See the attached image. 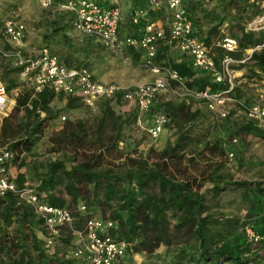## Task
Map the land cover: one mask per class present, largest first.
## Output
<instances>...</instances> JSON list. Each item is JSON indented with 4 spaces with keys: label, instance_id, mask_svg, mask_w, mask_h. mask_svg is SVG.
<instances>
[{
    "label": "trees",
    "instance_id": "16d2710c",
    "mask_svg": "<svg viewBox=\"0 0 264 264\" xmlns=\"http://www.w3.org/2000/svg\"><path fill=\"white\" fill-rule=\"evenodd\" d=\"M64 1L54 0L56 3ZM258 14H261L260 10L251 11L245 21L250 22ZM238 31L239 34L232 35L238 41V51L227 54L220 47H214L217 67L225 56L241 60L245 50L264 44V33H248L244 27H239ZM207 44L210 43L207 41ZM162 58L164 53L159 50L158 62L163 63ZM170 68L184 79L185 87L192 92L208 89L215 93L228 88L226 83H215L209 73L194 71L190 58L185 54ZM233 68L243 71L244 83H237L229 94L234 99L250 103L253 99L242 97L241 88L248 80L261 81L264 85V46L254 51L245 64ZM15 71L21 73V69ZM2 79L7 81L1 73ZM14 87L8 84L7 93L10 94ZM29 98V95H18L10 113L1 120L0 137L7 144V149L16 155L30 152L41 140L48 122L55 118L50 115L48 107L54 98L53 93L45 90L32 101ZM75 102L78 101L67 98L65 107L68 110L79 108ZM28 103L45 113V117L30 120L26 109L20 118L19 112ZM100 103L103 110L95 126L88 125L85 120L66 121L50 135L49 152L60 157L50 161L44 172L33 176L38 193L45 195L50 205L69 210L73 217V230L83 231L86 221L92 218V211H97L102 219L115 223L111 235L129 246L126 256L129 253L151 256L164 246L170 249L169 258L159 264H255L263 259L264 243L248 242L244 234V227L252 226L257 234L264 236L262 183L236 184L243 189L244 200L249 205L245 222L240 225L243 233L238 231L237 220L209 212L206 193L201 189L205 182L211 180V174L201 177L204 172H197V158L217 147L205 143L198 150L196 146L200 141L191 130H185L187 125L192 127L203 120L198 110L192 111L190 105L181 104L161 113L167 116L175 129V143L170 151L149 149L142 156L135 150L124 153L120 149L125 123L113 120L107 128L113 116L110 102L103 100ZM121 103L117 98L115 105ZM132 117L138 119L135 109ZM238 132L264 140V129L251 121L239 125ZM14 181L19 187L25 182L22 175H17ZM222 191L223 188L215 186L208 190V194L215 200ZM16 203L11 194L0 198V258H5L6 264H84L63 260L57 253L52 259H47L42 242L31 232L39 222L30 207ZM79 205L85 207L84 212L79 211ZM12 225H15L14 233L10 231ZM65 232L69 235L67 241H63L70 245L71 232L64 230L62 233ZM59 239H62V234L57 241Z\"/></svg>",
    "mask_w": 264,
    "mask_h": 264
},
{
    "label": "built area",
    "instance_id": "2783aa9c",
    "mask_svg": "<svg viewBox=\"0 0 264 264\" xmlns=\"http://www.w3.org/2000/svg\"><path fill=\"white\" fill-rule=\"evenodd\" d=\"M39 4L45 10L69 16L73 30L79 35L92 39L113 53L120 52L119 0H65L60 3L40 0ZM161 4L165 5L169 15L168 41L190 58L194 71L209 73L215 83H226L227 90L215 93L208 89L192 92L185 87L184 79L176 71L158 62V44L165 39V31L155 25L149 13ZM131 24L136 28L138 36L126 38L124 45L140 53L142 66L155 78L130 90H122L114 83L95 81L85 67H68L49 47L40 48L33 57L25 56L22 40L26 27L20 21H6L3 24L0 42L8 43L11 48L0 51V55L12 68L21 69L22 75L31 78L35 93L47 90L56 96L76 99L89 109L95 108L103 100L116 103L119 98L122 103L133 106L139 119V116L151 111L160 97L169 92L176 93L173 89H178L204 106L217 121H225L230 111H236L247 121L264 129V96L246 103L229 94L237 83L244 82L243 71L235 70L233 66L245 64L251 54L260 50L264 44L245 50L241 60L225 56L217 67L213 45L207 44L206 40L195 34L192 18L183 7V0H147L143 8L133 11ZM244 31L264 32V15L248 22ZM216 46L227 54L238 51L237 39L226 34L217 41ZM236 78L239 82H235ZM13 105L5 84L0 80V121L10 113ZM64 120L62 117V121ZM168 122L167 116L158 114L151 127L146 130L148 136L158 138ZM232 142L236 143V140ZM229 156L232 157V153ZM13 161L14 154L7 147L0 146V198L11 194L16 198V205L30 207L42 228L46 248L54 247L62 232L68 230L72 235V246L65 255L66 259L84 264H121L129 246L112 237L113 221L90 218L83 231L73 230V217L68 209L50 205L46 196L38 193L35 184L17 186L10 173ZM79 211L84 212L85 207L79 205ZM244 234L248 242L264 243V236L257 234L252 226L244 227ZM255 264H264V259Z\"/></svg>",
    "mask_w": 264,
    "mask_h": 264
},
{
    "label": "rangeland",
    "instance_id": "374dc122",
    "mask_svg": "<svg viewBox=\"0 0 264 264\" xmlns=\"http://www.w3.org/2000/svg\"><path fill=\"white\" fill-rule=\"evenodd\" d=\"M39 2L40 0H0V30L6 21H20L26 27V33L22 40V44L25 45L23 46L25 56L33 57L40 47L48 45L65 61L74 63L76 66L86 67L97 79L109 77L107 78L109 82L113 75L118 74L123 79L134 81L139 79L141 75L149 74L142 66L140 54L138 57L135 56L136 58L132 57L131 62L129 59L126 60L123 48H120L121 52L113 53L93 40L78 35L72 29L69 17H63L59 13L45 10L40 7ZM236 33L239 31L236 30ZM83 43H86L84 47L81 46ZM87 45L88 47L85 48ZM10 48L8 43L0 42V51H6ZM183 57L184 54L181 51L174 50L168 60L165 56L162 60L165 64L172 66ZM116 64H119L118 68L115 67ZM1 73L6 76L7 81L2 79L6 86L8 84L15 86L10 90L9 97L15 99L18 95H29L30 101L36 99L37 93L34 91V83L31 78L15 71L0 55V79ZM144 81L139 83H144ZM149 81L151 80L145 82ZM173 88L176 87L173 85ZM263 89V82L248 80L241 88V96L250 100L253 99L251 102H254L259 100L260 96H264ZM173 90L177 94L169 92L160 97L154 103L153 109L141 117L139 123L132 117L134 115L133 106L127 103L118 105L110 103L109 108L113 116L108 121L107 128L110 127L113 120L125 123L122 126L119 143V147L124 153H131L135 150L144 156L149 149L156 152L170 151L176 140L175 129L170 122L156 139L150 138L146 130L151 127L158 114L169 112L172 107L188 104L192 111L198 110L203 120H199L192 127L187 125L185 130H191L192 134L200 141L196 146L198 150H201L205 143H211L217 147L211 151H205L204 155L197 158V172H204L201 177H207L211 174V180L203 184L201 192L206 193L210 213L237 220L239 227L241 223L245 222L249 205L244 200L243 189H239L236 184L256 182L262 183L264 186V140L248 133L238 134L239 125L247 120L236 111H230L228 120L217 121L204 106L198 104L193 98L184 95L178 89ZM27 105L31 111L37 113L38 117L39 115L42 118L45 117V113L35 109L30 103ZM64 105H66V98L63 97L48 104L50 115H54L55 118L48 122L41 140L35 144L29 154L20 157V154L16 155L14 151H11L14 154L12 167L15 168V171L25 168L30 176H37V171L42 172L50 161L60 157L58 154L49 152L50 143L48 139L50 135L56 132L59 127L61 128L66 121L85 120L88 125L95 126L94 124L103 110V104L100 102L93 109L75 102L79 108L74 112L68 110ZM26 109L28 116L31 113L28 108H25L21 110L22 116L25 115ZM62 117L65 118L64 121H62ZM234 139L236 143L232 142ZM0 145H4L1 137ZM230 153H232V157L229 156ZM27 180L33 182L31 177H28ZM215 186L223 188V191L215 200H212L208 190ZM92 218L102 219L97 211H92ZM14 227L15 225L10 227V231L12 230L13 233ZM238 231L243 233L241 226ZM31 232L38 241L42 242V248L47 259H52L53 255L57 253L63 260H66L65 255L72 246V241L70 245L63 241L68 239V233H62V239L56 242L55 247L46 248L40 224H35ZM169 251L170 249L161 246L151 256L144 253H129L123 258L121 264H159L163 259L169 258L167 255ZM6 262L5 258H0V264H6Z\"/></svg>",
    "mask_w": 264,
    "mask_h": 264
},
{
    "label": "crops",
    "instance_id": "0c3cea01",
    "mask_svg": "<svg viewBox=\"0 0 264 264\" xmlns=\"http://www.w3.org/2000/svg\"><path fill=\"white\" fill-rule=\"evenodd\" d=\"M146 1L147 0H119L121 21H120L119 31H118V43H119V47L124 49V56L126 60L129 59L130 62L132 61V57L136 58L138 57L140 53L134 49L125 47L124 40L129 37L138 36V32L136 31V28L131 24V16H132L133 11H135L136 9L143 8L146 5ZM183 7L186 10L187 14L192 18L195 34L201 37L202 39L208 41L210 45H213V49L216 46L217 41L224 34L229 35L231 37H234L232 36L234 34L235 35L239 34V33H236V30H238L239 27L241 28L245 27V25L248 23V21H245V20L251 15V11L253 12H255L256 10L261 11V14L254 16L252 20L255 19L256 17L264 15V0H183ZM61 15L63 17H67V18L69 17L67 15H63V14ZM149 16L151 20L154 21L157 27L162 28L165 31V39L159 42L158 51L160 50L161 52H163L165 58L168 60V57H170V54H172L174 50L179 52V50L168 41L169 39L168 38L169 36L168 11L165 5L161 4L158 8L153 9V11L149 13ZM70 25H71V20H70ZM258 33H264V32H257V34ZM84 45H86V43L81 44L82 47H84ZM23 46L25 45L22 44V48ZM42 47H49L54 53H56V51L48 45H44ZM86 47H88V45L85 46V48ZM24 50L25 49L23 48V51ZM56 55L59 57L61 62H63L68 67H83V66H76L74 65V63H69L65 61V59H63L57 53ZM120 55L122 54L120 53ZM163 64L165 63L163 62ZM115 67L118 68L119 64H116ZM91 74L95 81L102 82V83H114L118 85L122 90L132 89L133 87H130V86L135 87L137 85L145 84V83H148V82H145L146 80L152 81L155 78L154 75L150 73L149 74L146 73L145 75H141L139 79L132 81V80L123 79L122 77L118 76V74H116V75H113L111 79H109V82H108L107 78L109 77L103 78V79H97L94 77V74L92 72ZM239 74H242V72H239ZM143 80H145L144 83H139ZM61 97L65 98L64 96L54 95L52 102L58 100ZM12 101H13V104H15V101L13 98H12ZM26 106H27L26 108H28V110L31 111L30 107H28V105ZM74 111H76V109L71 110V112H74ZM21 114L22 112L20 111L19 112L20 118L22 117ZM142 116H139V119L137 121L138 123L141 121ZM29 119L36 121V120L42 119V117L41 115H39L38 117L37 113H34L33 111H31V113H29ZM23 121H25V119H23ZM166 126L167 125H165L164 128ZM59 129L60 127L56 129V131H58ZM3 146L7 147V144H4ZM30 152L21 153L20 157H23L26 154H29ZM10 167H12V164ZM42 172H44V170ZM10 173H11L12 178L14 179L17 178V173L18 175H22L25 181L24 184H33V182H30L29 180H27L28 177L33 178V176H30V173L26 171L25 168L24 170L19 169L18 171H15V168L12 167L10 168ZM37 173L39 174L41 173V171H37Z\"/></svg>",
    "mask_w": 264,
    "mask_h": 264
}]
</instances>
